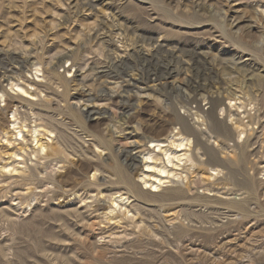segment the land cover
Wrapping results in <instances>:
<instances>
[{
  "label": "rangeland",
  "instance_id": "rangeland-1",
  "mask_svg": "<svg viewBox=\"0 0 264 264\" xmlns=\"http://www.w3.org/2000/svg\"><path fill=\"white\" fill-rule=\"evenodd\" d=\"M208 85L214 99L220 87L255 97L260 116L242 140H221L231 172L213 166L217 180L210 123L186 112H209ZM1 95L26 133L0 127V264H264V0H0ZM173 114L212 152L196 148L205 164L186 183L132 197L113 167L180 127ZM34 126L46 156L32 152ZM73 162L103 173L93 183ZM56 168L62 185L42 182ZM173 191L183 197L161 199ZM115 193L129 201L109 213Z\"/></svg>",
  "mask_w": 264,
  "mask_h": 264
},
{
  "label": "bare ground",
  "instance_id": "bare-ground-1",
  "mask_svg": "<svg viewBox=\"0 0 264 264\" xmlns=\"http://www.w3.org/2000/svg\"><path fill=\"white\" fill-rule=\"evenodd\" d=\"M65 59L64 56H61L58 59V62ZM64 63V62H63ZM171 71V72H170ZM39 72V71H37ZM178 74L173 68L167 69V75L170 74ZM145 78L149 79L151 76L155 77V80H160L156 74H151V71L143 72ZM36 76V75H35ZM15 88V90H14ZM203 91L204 101L207 100V104L209 105V112L207 114H201L198 110L190 111L186 110L189 117L192 118L193 125L197 127H203L206 123V119L209 121V135H211L210 139L215 142V146L220 148L221 160H217L213 162L209 160L206 164L212 165L211 167H207L208 178L212 180H217L219 175H222V170L219 168H225L228 171V174L231 172L229 167L226 165L231 163L226 159L229 156V153L222 152L221 150H225V148L221 144V140L226 139L230 140L236 137L238 140H242L245 136V127L254 123L255 125L259 122L260 116L257 110H255V105L253 104L256 101V98H251L249 94H243V96H239L232 91L222 90L220 93L221 87L215 91L213 94H217L218 96L214 99L212 93H210L212 86L208 85L207 87H199ZM10 89L17 92H22L23 94L31 96L26 89L22 86L13 84L10 85ZM262 93V92H261ZM223 95V98L219 96ZM0 97H3L1 95ZM33 97V96H32ZM259 97V96H258ZM187 99V100H186ZM184 102L196 103V98L193 96L190 100L186 98ZM227 100V104L224 101ZM140 101V100H139ZM141 102V101H140ZM180 104V103H179ZM249 107V109H247ZM11 107L6 105V107L0 110V127H8L10 123L14 129H18L17 134L22 136L26 131H22V128L16 127V120L9 121L6 116H8V111H10ZM219 111L218 116H224L229 118L230 127L228 128L226 124L222 121H218L216 112ZM240 111V112H238ZM237 112V113H236ZM235 113V114H234ZM243 114L242 117H239L240 114ZM100 115V112L95 109L86 108L85 115L90 118L92 115ZM133 115H128L126 118V123L131 120ZM174 124H180V127L172 128V131L169 134L165 132L157 133L154 136L149 135L145 137L144 140L146 144H149L150 147H146L144 150L139 152L137 155H131L129 153H124L123 168L116 166L115 169L113 167V171L116 172L117 177L114 184H122L124 185V189L127 194L132 195L135 198H146L145 193L155 194L160 191L165 190V188L169 187L171 184L182 183L183 181H187V175L185 173H192L197 169L198 165H204L203 161L197 159L196 156L199 149H196L198 146L202 147L206 153L212 150L206 148V145L201 144L202 138L209 140L207 136L202 131H196L193 129V126L187 122V120L179 115L173 114ZM247 119L246 122L244 120ZM3 132L5 130L3 129ZM31 143H34V149L32 152L35 154L43 153L45 156L47 155V143H43L39 139V135H44L40 133V130L36 129L34 126L32 130H29ZM49 135L52 132L46 131ZM215 137H214V136ZM49 137V136H46ZM21 139V140H22ZM51 140V138H49ZM239 142V141H238ZM156 149V151H154ZM197 150V152H196ZM215 152V151H214ZM218 153V152H216ZM215 153V154H216ZM213 153V155H215ZM102 155H99V158ZM216 157V155H215ZM232 158V156H230ZM57 162H62L63 159H57ZM84 161V160H83ZM72 163V162H71ZM76 163V165H75ZM84 163V162H83ZM95 163V161H94ZM78 164V165H77ZM88 164V163H86ZM74 166H77L79 169L83 171L84 174L87 175V180L96 182L97 174H102L103 170L100 169L97 165H85L82 166L81 163L73 162ZM80 165V166H79ZM217 166V167H213ZM235 166V164H234ZM111 168V166H109ZM47 169H45L46 171ZM59 170V169H58ZM56 170H52V174L47 175L45 180L42 182H49L53 185H57L58 187L62 185L61 177L63 174L58 175ZM92 172V174H91ZM107 172V171H106ZM31 177H34L35 170L31 169L30 171ZM91 174V179L89 178ZM58 177V178H56ZM104 179V178H103ZM224 181L230 182V179L225 177ZM48 184V183H47ZM172 186V185H171ZM207 192L209 190L206 189ZM174 192V191H173ZM119 193V192H118ZM111 194L109 195L110 204L105 210L109 209V213L115 212L117 207H122V205L128 204V198L124 197L122 194ZM171 193V192H170ZM153 196V195H152ZM157 197L154 195L153 197ZM159 198L161 196H158ZM183 194L181 192L175 191L170 196H162L161 199L170 200V199H179L182 198ZM237 203V202H236ZM236 203L232 202L231 204L236 205ZM241 204V203H240ZM105 205V204H104ZM106 206V205H105ZM237 206V205H236ZM239 207V206H238ZM241 207V206H240ZM243 207V206H242ZM126 208V207H125ZM238 209V208H237Z\"/></svg>",
  "mask_w": 264,
  "mask_h": 264
}]
</instances>
